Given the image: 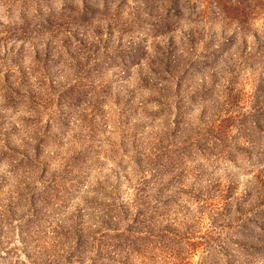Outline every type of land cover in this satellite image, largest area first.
<instances>
[{
    "label": "rangeland",
    "instance_id": "374dc122",
    "mask_svg": "<svg viewBox=\"0 0 264 264\" xmlns=\"http://www.w3.org/2000/svg\"><path fill=\"white\" fill-rule=\"evenodd\" d=\"M0 264H264V0H0Z\"/></svg>",
    "mask_w": 264,
    "mask_h": 264
}]
</instances>
